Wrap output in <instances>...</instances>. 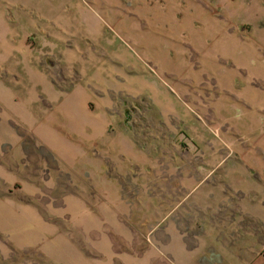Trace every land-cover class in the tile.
I'll use <instances>...</instances> for the list:
<instances>
[{"label": "rangeland", "instance_id": "1", "mask_svg": "<svg viewBox=\"0 0 264 264\" xmlns=\"http://www.w3.org/2000/svg\"><path fill=\"white\" fill-rule=\"evenodd\" d=\"M242 28L248 33L234 40ZM239 63L264 75V0H0V264H88L117 253L109 233L99 242L72 227L71 200L87 188L76 174L88 173L92 138L78 120L108 118L116 131L147 133L168 97L181 109L179 101L202 92L201 112L214 109L218 80L235 79ZM55 119L63 120L60 134ZM118 135L116 150L127 145ZM10 198L58 223L55 232L38 229L57 241L56 251L46 248L55 262L14 247Z\"/></svg>", "mask_w": 264, "mask_h": 264}, {"label": "crops", "instance_id": "2", "mask_svg": "<svg viewBox=\"0 0 264 264\" xmlns=\"http://www.w3.org/2000/svg\"><path fill=\"white\" fill-rule=\"evenodd\" d=\"M244 30L232 32L234 40ZM235 68V79L218 80L223 94L214 109L201 112L202 92L184 98L186 105L179 101L181 109L168 97L161 123L147 133L126 126L116 131L108 118L78 120L92 138L88 173L76 174L87 188L71 193L72 227L80 238L98 236L99 242L109 233L117 249L88 264H196L204 255L206 264H264V75H255L254 68L247 74L244 63ZM258 68L264 72V65ZM206 116L222 122L211 125ZM59 123L55 119L51 127L56 133ZM115 132L126 147L111 146ZM97 145L109 157L100 156ZM41 212L10 198V239L15 248L55 262L46 248L56 251L57 241L38 229L55 232L58 223ZM32 228L35 237L28 234Z\"/></svg>", "mask_w": 264, "mask_h": 264}]
</instances>
